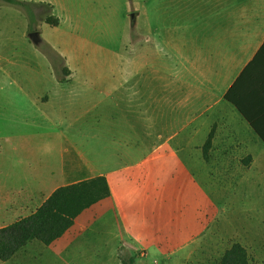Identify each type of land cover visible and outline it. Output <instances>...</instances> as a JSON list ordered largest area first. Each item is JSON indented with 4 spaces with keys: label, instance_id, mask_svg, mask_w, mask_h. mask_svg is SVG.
<instances>
[{
    "label": "crops",
    "instance_id": "1",
    "mask_svg": "<svg viewBox=\"0 0 264 264\" xmlns=\"http://www.w3.org/2000/svg\"><path fill=\"white\" fill-rule=\"evenodd\" d=\"M132 9L138 25L146 11L161 63L106 91H0L24 110L0 124V228L61 186L97 176L110 186L43 250L67 264H125L126 251L134 264H188L208 231L222 229L212 179L264 177V0H137ZM113 111L128 119L122 140L120 122H107ZM251 182L215 192L250 193Z\"/></svg>",
    "mask_w": 264,
    "mask_h": 264
},
{
    "label": "rangeland",
    "instance_id": "2",
    "mask_svg": "<svg viewBox=\"0 0 264 264\" xmlns=\"http://www.w3.org/2000/svg\"><path fill=\"white\" fill-rule=\"evenodd\" d=\"M20 1L27 4L23 6L0 0V91L24 89L67 95L89 89L106 91L119 85L123 76L145 72V67L152 65V59L156 58L157 62V58H161L160 63L163 60L161 55L166 51L154 48L149 42L148 36L151 35L148 34L145 10L140 12V22L136 24L132 5L137 4V0ZM32 10L34 14H31ZM50 16L58 19L59 24L48 23ZM33 31L40 33L42 41L39 44L30 38ZM137 42L141 43V48ZM138 58L140 65L135 66L131 60ZM65 68L70 70L69 75H65ZM64 76L69 82L62 83ZM130 84L127 83L123 90L128 91ZM8 100L11 107L6 103ZM18 100L0 98V124L17 121L18 114L24 112L15 104ZM127 121L125 111L121 114L113 111L108 115V124L120 122L117 130L120 140L130 134L126 128ZM194 172L209 184L208 178L200 176L199 171ZM255 177L229 179L219 176L212 179L217 185L212 187L213 197L222 209L219 219V229H222L208 231L203 247L198 248L188 264H214L215 251L220 260L233 243L241 241L248 244L250 264H264V193L257 191L264 187V177ZM249 180L252 184L246 189L250 193L245 194L243 190L215 192L218 188H225L230 181L243 189L242 185ZM238 233L246 234L256 244L261 242L258 244L260 247L244 241ZM30 243L36 246H26L17 253L18 258L6 263L0 260V264H67L50 253L45 256L43 250L47 246L44 243L38 240ZM34 249L37 252H32ZM125 254L127 256L123 260L127 264L136 260L135 253L126 251Z\"/></svg>",
    "mask_w": 264,
    "mask_h": 264
},
{
    "label": "trees",
    "instance_id": "3",
    "mask_svg": "<svg viewBox=\"0 0 264 264\" xmlns=\"http://www.w3.org/2000/svg\"><path fill=\"white\" fill-rule=\"evenodd\" d=\"M9 3L26 5L20 0H3ZM31 11V10H30ZM35 11L32 10L31 14ZM28 13L29 19L32 15ZM47 22L59 24L52 16ZM65 75L70 70L64 69ZM66 81L64 76L61 80ZM110 186L104 176L61 186L57 188L46 201L31 215L0 228V260L9 261L25 248L30 242L40 241L50 245L61 238L75 223L76 218L86 209L109 197ZM133 260L130 263L133 264ZM125 264H127L124 261ZM218 264H250L247 249L240 243H234L227 249Z\"/></svg>",
    "mask_w": 264,
    "mask_h": 264
},
{
    "label": "water",
    "instance_id": "4",
    "mask_svg": "<svg viewBox=\"0 0 264 264\" xmlns=\"http://www.w3.org/2000/svg\"><path fill=\"white\" fill-rule=\"evenodd\" d=\"M30 38L32 39V41L36 44H39L42 39H41V36H40V33L37 32V31H33L30 33Z\"/></svg>",
    "mask_w": 264,
    "mask_h": 264
}]
</instances>
